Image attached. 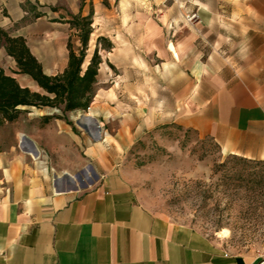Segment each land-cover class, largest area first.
Returning <instances> with one entry per match:
<instances>
[{"label":"crops","instance_id":"0c3cea01","mask_svg":"<svg viewBox=\"0 0 264 264\" xmlns=\"http://www.w3.org/2000/svg\"><path fill=\"white\" fill-rule=\"evenodd\" d=\"M223 1L221 5V0H180L168 6L164 0L160 4L143 0L148 14L160 16L158 21H147L124 18L120 4L105 0H0V26L12 36H24L44 71L56 75L68 66V42L78 33L69 20L93 13L91 43L99 36L112 42L106 54L101 51L96 87L109 81L107 90L125 91L142 76L154 84L156 57L162 73L209 76L211 93L204 98L197 94L195 115L181 123L213 136L225 153L264 160V0ZM217 4L227 7L228 15L207 19L205 13L215 11ZM138 5L127 6L133 11ZM178 8L183 11L179 17ZM192 12L199 16L195 22L185 17ZM210 26L218 30L204 34ZM203 40L238 44L237 52L228 57L234 61L205 65L198 54ZM0 67L22 86L41 91L31 76L15 72L17 61L1 40ZM129 68L136 70L131 80ZM108 101L96 99L89 109L107 107ZM21 108L17 121L0 125V135L9 128L14 138V143H0V264H255L259 260L257 252L236 253L196 228L150 209L123 166L128 143L92 142L72 132L63 119L51 117L52 108ZM46 116L50 118L45 123ZM22 138L29 143L28 151L16 145ZM77 141L83 153L76 162L56 161L54 156L70 154L74 147L69 144ZM30 148L38 153L32 155Z\"/></svg>","mask_w":264,"mask_h":264},{"label":"rangeland","instance_id":"374dc122","mask_svg":"<svg viewBox=\"0 0 264 264\" xmlns=\"http://www.w3.org/2000/svg\"><path fill=\"white\" fill-rule=\"evenodd\" d=\"M142 1L105 0L106 3L120 4L124 9V18L160 20L158 14L146 12L141 5ZM152 1L160 4L162 0ZM207 1L217 3V0ZM165 3L170 6L174 2ZM220 3L222 5L225 2L221 0ZM136 4H139L136 10H129V5ZM182 12L178 8L176 16L179 17ZM195 13L197 14L192 12L185 17L189 20ZM228 13L227 7L217 4L216 10L207 11L205 17L211 20L214 16L224 17ZM198 19L197 15L189 21L195 22ZM203 30L204 34L211 35L213 33L209 30L215 31L218 28L210 26ZM73 34L75 46L78 47V35ZM94 39L88 57L97 44V39ZM121 43L129 45L125 41ZM105 44L102 41L100 46ZM237 45L203 40L198 43V54H201L205 65L209 67L223 66L224 62L234 61L228 57L237 52ZM123 49L130 50L129 47ZM105 50L107 49L101 48L103 53ZM217 53L222 54L223 58ZM156 61L158 65H162L158 57ZM236 61L242 63L243 59ZM158 65L154 84L147 76H142L139 83L128 85L129 89L125 91L116 92L107 90L109 81L100 82L95 87L93 101L109 99L107 107L95 112L90 109L70 112L52 109L51 117L63 119L72 132L78 136H86L92 142L102 140L108 146L118 140L128 143L123 166L141 200L153 211L172 221L196 228L236 253L257 252L264 242V160L239 156V161L230 159L225 165H220L232 154L223 152L213 136L203 135L194 126L181 123L195 115L198 108L197 94L204 98L211 93V85L207 83L209 76L190 72L168 75L162 73ZM128 73L131 80L135 77L136 70L129 68ZM198 83L199 86L196 85ZM88 114L104 136L103 139L94 137L91 133L93 126L83 120ZM0 136L1 144L14 143L11 129H4ZM16 143L20 149L28 151V146H22L20 140ZM69 146L74 147L73 151L54 156L56 161L62 164L76 162L77 155L83 153L81 145L77 141ZM51 158V155L48 156V160L52 161ZM243 158L249 162L243 161ZM88 164L92 163L86 165ZM255 172H260L263 176L260 179L263 181L262 185L257 186L253 180ZM241 173L243 177H239ZM225 229L229 231L227 237L221 234Z\"/></svg>","mask_w":264,"mask_h":264},{"label":"trees","instance_id":"16d2710c","mask_svg":"<svg viewBox=\"0 0 264 264\" xmlns=\"http://www.w3.org/2000/svg\"><path fill=\"white\" fill-rule=\"evenodd\" d=\"M69 22L78 31L80 45L76 47L72 38L69 39L68 66L56 75H49L44 71L42 63L32 53L24 36H12L0 26V40L8 54L17 61L18 70L15 72L31 76L41 88V91H35L22 86L15 76L0 67V125L17 121L23 112V106L49 107L63 109L65 112L89 109L103 62L101 48L110 49L112 42L105 36H99L91 56L88 57L94 32L93 13L75 15ZM102 41L106 44L100 46ZM49 118L50 116H46L44 122H48ZM230 159L241 160L239 155L232 154L220 165H225ZM243 161L249 162L245 158ZM254 174L253 180L257 186L262 185L264 177L260 172ZM243 176V173L239 175Z\"/></svg>","mask_w":264,"mask_h":264},{"label":"bare ground","instance_id":"6f19581e","mask_svg":"<svg viewBox=\"0 0 264 264\" xmlns=\"http://www.w3.org/2000/svg\"><path fill=\"white\" fill-rule=\"evenodd\" d=\"M83 120H84L86 123H88V124H90V125L93 126V127H92V132H91L92 135H93L94 137H96L97 139H101L100 131H99V129H97V128L95 127V125H93V120H92L91 115H85L84 118H83ZM21 145H22V146H29V143H27V141H26L24 138H22V140H21ZM36 152H37L36 149H34V148H30V153H31L32 155H35ZM37 153H38V152H37ZM36 156H37V155H36ZM221 234H222V236L227 237L228 234H229V231H228L227 229H225V230H223V231L221 232ZM219 235H220V234H219Z\"/></svg>","mask_w":264,"mask_h":264},{"label":"built area","instance_id":"2783aa9c","mask_svg":"<svg viewBox=\"0 0 264 264\" xmlns=\"http://www.w3.org/2000/svg\"><path fill=\"white\" fill-rule=\"evenodd\" d=\"M166 1H173V2H179L180 0H164ZM195 17H197V14H193L192 16H190L189 20H193ZM258 256H259V260L257 261V263L255 264H264V242L260 245L258 251Z\"/></svg>","mask_w":264,"mask_h":264}]
</instances>
